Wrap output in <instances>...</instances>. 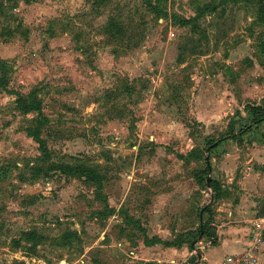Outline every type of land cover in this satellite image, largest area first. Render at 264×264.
Returning <instances> with one entry per match:
<instances>
[{"label":"rangeland","instance_id":"obj_1","mask_svg":"<svg viewBox=\"0 0 264 264\" xmlns=\"http://www.w3.org/2000/svg\"><path fill=\"white\" fill-rule=\"evenodd\" d=\"M221 1L161 0V17L151 11L159 0H18L0 16V264H201V223L238 209L261 217L264 241V123L246 127V106L264 99L263 27L229 0L200 19L208 38L196 46L199 34L172 18ZM112 14L125 21L123 41L103 31ZM36 87L52 160L97 168L99 196L85 178L35 173L43 152L27 128L38 114L16 100ZM203 157L217 197L197 178ZM68 229L82 241L66 244ZM30 231L42 237L33 250ZM145 235L195 246L171 262L161 250L182 246L146 245ZM127 241L150 246V260L129 256Z\"/></svg>","mask_w":264,"mask_h":264},{"label":"trees","instance_id":"obj_2","mask_svg":"<svg viewBox=\"0 0 264 264\" xmlns=\"http://www.w3.org/2000/svg\"><path fill=\"white\" fill-rule=\"evenodd\" d=\"M18 0H0V16L2 15H8L7 12L8 7L15 8L17 6ZM96 2H110L111 0H95ZM229 0H222L220 3H210L202 6L197 12L196 17L192 18H176L175 16L172 17L173 20L180 24L181 26H191V30L193 32H196L200 36V40L198 44H195L196 46L202 44L203 39L208 38V34L206 29L202 26V23H200V19L205 15L208 14V12H215L217 10V7H219L221 4L227 3ZM239 1V0H234ZM245 1L250 8L253 9L254 15L256 19L254 20L255 23L262 25V36L264 35V0H243ZM151 11L155 14L166 17L168 16V12L165 7L161 6V0H159L158 5L151 3ZM248 8V7H247ZM224 12V11H223ZM125 22V21H124ZM122 21V18L116 17L114 14H112L107 22V24L104 26V33H106L111 40L118 39V41H123L122 39L125 38L127 30H126V24ZM117 44V41H116ZM260 48L261 51L264 53V39H260ZM8 84V81L5 76L0 77V88H5ZM41 90V87H36L32 91L24 94H19L18 98L16 100L17 102V108L20 110L21 113L29 114L31 112H36L38 114V118H35L38 123L34 127H28L27 132L29 135H31L38 143H40V149L43 152L38 158L42 160V164L39 165V168L35 173L40 174L44 173L45 176H50V174L54 171H59L61 174H64L66 178L68 177H80L85 178L87 181H91L94 184L97 185L98 190V196L101 194V190L103 188L102 182L105 179L104 175L98 172L97 168L87 165L83 162L81 163H73L74 160H79L74 156L70 157V160L72 161H66L61 160L56 161L52 160V153L49 151L45 141L41 138V127L44 125V119L41 118V110H42V99L39 97V91ZM246 109L248 111V114L251 116V120L249 124L246 126L249 130H252L253 127L259 126L260 124L264 123V99L261 103H253L248 104L246 106ZM39 124V125H38ZM241 133L245 132V129L242 128ZM234 133V131H232ZM220 144V140H211L207 144V148L209 147L210 150H213L217 148ZM190 156H194L197 158H200V155L198 153L197 149H193L190 153ZM205 162V169L201 170L197 174V178L201 183H205L208 186L207 183V177L209 174L212 173V168L210 163H208L207 157L202 158ZM35 169V168H34ZM218 181L216 179H211L210 181V187L215 191L216 197L220 193V188L218 185ZM106 201V200H105ZM106 207L109 208V214L114 213L116 209L114 207H111L108 203L106 204ZM207 210H209L207 208ZM205 210V211H207ZM212 213V212H211ZM108 215V212L105 213ZM200 236V239H206L207 241H211V243L216 244L217 243V231L216 226L213 224V215H211L207 220L203 221L201 225L198 228V231L195 235V238L197 236ZM194 238V239H195ZM26 240L32 241L29 249L33 250L36 248L42 241V237L36 232V231H30L26 233ZM65 239L66 244H71L73 239H76L78 241H82L81 235L77 231L68 229L65 233ZM193 238H186L181 241L176 242H169V241H163L159 237H148L145 235V242L146 245H153V244H163L165 246H182L184 243L189 244L190 247H193L192 245Z\"/></svg>","mask_w":264,"mask_h":264},{"label":"crops","instance_id":"obj_3","mask_svg":"<svg viewBox=\"0 0 264 264\" xmlns=\"http://www.w3.org/2000/svg\"><path fill=\"white\" fill-rule=\"evenodd\" d=\"M238 210H236V213H229L231 218L230 220L222 221L220 224L215 225L218 239L216 244H210V241H207L206 239H199V241L196 243L198 248L204 245L205 249L201 264H217L225 259L228 255L244 251L255 240L256 235L261 229L259 228V220H261V217L258 216L256 219H251L250 217L247 218L246 213L243 214L242 211L240 212ZM232 218L234 219L232 220ZM148 249L151 250L150 246L148 247L144 243L133 247L129 241L126 242V252L129 253V256L134 259L145 261L150 260L145 258L143 254L148 251ZM217 252L220 254L217 256L214 255V253ZM162 253L166 256V258H169L165 260H172L171 262H176L177 258L182 259V261L187 260L191 254V251L185 244L180 248L171 247L163 249L161 250V254ZM259 259V264H264V241L261 245V250L259 251Z\"/></svg>","mask_w":264,"mask_h":264},{"label":"built area","instance_id":"obj_4","mask_svg":"<svg viewBox=\"0 0 264 264\" xmlns=\"http://www.w3.org/2000/svg\"><path fill=\"white\" fill-rule=\"evenodd\" d=\"M209 243L211 244V241ZM262 244L263 239L261 228L259 233L256 235L255 240L244 251L228 255L217 264H259V250ZM200 247L203 248L204 245Z\"/></svg>","mask_w":264,"mask_h":264},{"label":"water","instance_id":"obj_5","mask_svg":"<svg viewBox=\"0 0 264 264\" xmlns=\"http://www.w3.org/2000/svg\"><path fill=\"white\" fill-rule=\"evenodd\" d=\"M207 160H208V163H210V159H209V157H207ZM211 179H212V177H211V175L209 174L208 177H207V183H208V186H209V187H210V181H211ZM212 198H214V197H212ZM212 200H213V199H212ZM198 257H199V259H202V258H203L202 253H199V254H198ZM195 264H198V262H196Z\"/></svg>","mask_w":264,"mask_h":264}]
</instances>
